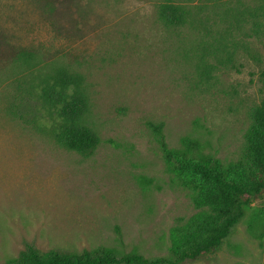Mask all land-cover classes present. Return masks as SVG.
<instances>
[{
	"label": "rangeland",
	"instance_id": "374dc122",
	"mask_svg": "<svg viewBox=\"0 0 264 264\" xmlns=\"http://www.w3.org/2000/svg\"><path fill=\"white\" fill-rule=\"evenodd\" d=\"M162 1L0 0V40L78 74L99 137L89 156L58 145L17 63L0 59V264L26 245L169 257L170 230L197 210L148 123L168 148L189 137L198 155L240 157L263 99L264 34L231 14L252 0H178L180 27L158 19ZM262 209L264 196L215 253L183 264H264Z\"/></svg>",
	"mask_w": 264,
	"mask_h": 264
},
{
	"label": "trees",
	"instance_id": "16d2710c",
	"mask_svg": "<svg viewBox=\"0 0 264 264\" xmlns=\"http://www.w3.org/2000/svg\"><path fill=\"white\" fill-rule=\"evenodd\" d=\"M179 1L158 3L157 16L165 26L180 27L189 22L190 13ZM251 2L231 15L236 21L241 17L248 22L253 34H264V0ZM5 44L0 40V59L9 56L17 63L27 95H36L53 117L50 134L54 141L83 156L92 154L99 137L83 123L89 104L81 77L65 67H52L32 50H14ZM259 79L263 99L250 108V125L235 162L222 163L212 156L198 155L199 142L189 137L181 139L179 148H168L161 131L163 124L148 123L158 136L165 161L180 184L191 191L197 210L180 218L170 230L169 257L147 258L135 251L125 253L103 246L80 252H41L26 245L3 264H183L215 253L245 217L252 201L264 196V68L259 71Z\"/></svg>",
	"mask_w": 264,
	"mask_h": 264
}]
</instances>
